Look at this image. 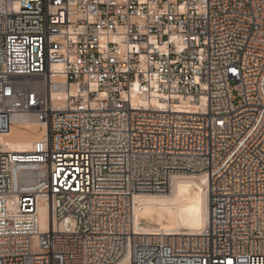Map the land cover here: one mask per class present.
<instances>
[{
    "label": "built area",
    "instance_id": "1",
    "mask_svg": "<svg viewBox=\"0 0 264 264\" xmlns=\"http://www.w3.org/2000/svg\"><path fill=\"white\" fill-rule=\"evenodd\" d=\"M176 175L208 225L144 230ZM0 264H264V0H0Z\"/></svg>",
    "mask_w": 264,
    "mask_h": 264
},
{
    "label": "bare ground",
    "instance_id": "2",
    "mask_svg": "<svg viewBox=\"0 0 264 264\" xmlns=\"http://www.w3.org/2000/svg\"><path fill=\"white\" fill-rule=\"evenodd\" d=\"M60 83L54 93L56 99H65L70 90L76 92L74 85ZM14 122L11 131L4 136V143L14 151L33 150L35 142L49 132L48 124L35 118L24 119L17 115ZM204 181L202 176L176 175L168 194L138 196L137 224L146 231L200 232L210 220V200ZM41 216L43 220L44 214Z\"/></svg>",
    "mask_w": 264,
    "mask_h": 264
}]
</instances>
